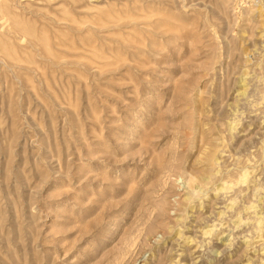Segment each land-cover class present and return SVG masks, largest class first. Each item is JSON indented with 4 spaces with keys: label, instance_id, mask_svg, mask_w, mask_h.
<instances>
[{
    "label": "rangeland",
    "instance_id": "rangeland-1",
    "mask_svg": "<svg viewBox=\"0 0 264 264\" xmlns=\"http://www.w3.org/2000/svg\"><path fill=\"white\" fill-rule=\"evenodd\" d=\"M0 264H264V0H0Z\"/></svg>",
    "mask_w": 264,
    "mask_h": 264
}]
</instances>
